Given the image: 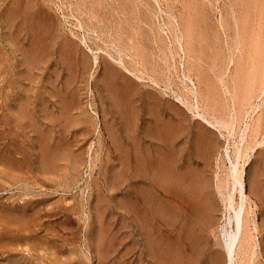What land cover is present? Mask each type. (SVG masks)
<instances>
[{"label": "bare ground", "instance_id": "bare-ground-1", "mask_svg": "<svg viewBox=\"0 0 264 264\" xmlns=\"http://www.w3.org/2000/svg\"><path fill=\"white\" fill-rule=\"evenodd\" d=\"M48 1L51 2L0 0V189L8 191L12 185L21 184L15 194H0V264L66 261L50 256L57 251L61 256L63 245L56 238L49 240L40 231L45 216L57 212L65 217L75 207L66 206L65 202L63 205V201L58 203L60 199L50 201L51 197L42 190L48 181L50 187H56L59 180L71 177L70 171L79 173L77 170L86 163L84 141L93 133L96 123L90 130L88 115L74 116L73 110H78L81 103L77 97L79 103L75 104L78 92L72 83L75 80L82 83L93 66H100L95 84L101 98L108 100L101 112L104 108L103 130L109 140L105 161L111 172L104 171L103 184L93 179L92 195L96 194L93 209L101 215L85 225V234L91 238L93 223L99 221V236L96 242L91 238L93 242L89 243L95 247L96 256L101 254L99 264H107L106 240L114 244L106 221V211L110 207L113 210V205L121 222L118 229L122 236L120 240L117 238L124 247L122 260L119 256L118 261L121 264H240V260L253 264L259 242L251 238L245 227V164L257 148L260 160H264V147L261 148L264 115L255 120L252 116L259 107L256 101L264 99V0H228L224 11H218L221 16L218 22L212 19L208 22L212 6L206 14L208 21L203 17L206 10L203 13L195 7L197 0H189L195 4L191 3L192 6L180 0L183 3L180 10L187 12L179 16H185L182 20L178 18V8L172 10L171 5L178 4L176 0L172 4L170 0H66L68 14L76 16V25L83 29L92 56L63 32L54 13V18L49 16L51 12L47 9L52 6L45 8ZM157 29L166 31L168 41L158 43L159 31L153 36L156 41L150 40ZM89 31L95 32L99 40L90 42ZM70 32L79 36L78 32ZM59 70L66 71L69 77L63 72L66 78L62 79ZM46 72H54L55 77L48 74L45 78ZM207 72L215 77L208 78ZM142 85L152 89L143 90ZM154 89L172 99L161 98ZM223 94L228 104L218 101L224 100ZM186 111L198 120L196 124L189 125ZM248 118L252 120L249 122ZM238 122L244 126L239 127L243 128L239 141L232 140L234 159L226 148L227 175L224 179L216 175L213 186L225 207V224L217 231L216 244L220 249L209 246L211 250H207L204 242L207 238L202 239V232L215 224L218 209L216 200L210 196V178L202 174L205 167L202 170L199 167L202 158L206 160V164L202 162L204 166L209 163L211 154H215L214 144L219 145L211 129L225 130L230 141ZM74 131L78 137H73ZM100 145L102 148L103 142ZM190 160L200 164L199 167ZM252 177V183L257 180V185L261 177L256 180H253L256 174ZM253 185L252 189L256 186ZM253 190L255 193L256 188ZM236 191L238 202L234 199ZM263 191L260 189L263 194H259L262 201ZM88 198L83 200L92 204ZM253 224L256 230V222ZM48 229H43L44 233ZM52 232L49 236H53ZM41 248L50 255L41 254ZM68 250L62 256L70 254Z\"/></svg>", "mask_w": 264, "mask_h": 264}, {"label": "rangeland", "instance_id": "rangeland-1", "mask_svg": "<svg viewBox=\"0 0 264 264\" xmlns=\"http://www.w3.org/2000/svg\"><path fill=\"white\" fill-rule=\"evenodd\" d=\"M51 2H47L46 3V5H48V7H45V8H49L50 7V5L52 6V7H54V9H52V7H51V9H47L46 11L47 12H49L50 13V15H49V13H48V15L49 16H52L53 15V13H54V16H55V18L52 16V18H54L55 19V21H56V23H58L62 28H63V32L64 33H66V34H68L69 36H71L78 44H80V46L82 47V49H84V50H86L91 56H92V53L90 52V50H89V48H87V42L85 41V39H84V33H83V29H80L77 25H76V23H77V19H76V16H70L68 13H70V8H67L66 6V0H54V2H56V4L54 5V3H53V1L52 0H50ZM75 1V0H74ZM178 1V2H177ZM183 1V0H182ZM199 1L201 2L200 4H203L202 5V7L200 6V4H199ZM204 1V2H203ZM230 1V0H229ZM229 1L228 0H197V2H195V0H193V2H195V4L198 6H196L194 3H192V1L190 2L189 0H185V3L187 4L188 2L190 3L189 5H191V3H192V5H195V7L196 8H201L202 9V12L204 13L205 11L204 10H206V12H205V15L206 14H208L209 13V11H210V9H212V7H213V9H214V11H210V13H211V16H210V14H209V20L210 19H212V20H215V21H220V13L218 12L219 10H223V8L225 7L224 5H227V3H229ZM63 2V3H62ZM170 2H171V4H172V2H173V0H170ZM174 2H176V3H178V4H176L175 5V3ZM173 3L174 4H172L171 6L173 7L172 8V10L173 11H176L175 9H177L178 8V10H180L181 8H182V6L181 5H183V3L182 2H180V0H176V1H174ZM184 2V1H183ZM51 3V4H50ZM103 3V2H102ZM181 3V4H180ZM184 3V4H185ZM185 4V5H186ZM210 4V6H208ZM45 5V6H46ZM54 5V6H53ZM184 5V6H185ZM191 5V6H192ZM216 5L218 6V8H216ZM222 5H223V7H222ZM183 6V7H184ZM186 6H188V4L186 5ZM208 6V7H207ZM212 6V7H211ZM215 6V7H214ZM221 6V8H219ZM176 7V8H175ZM190 7V6H189ZM207 9H209V10H207ZM56 8V9H55ZM64 8V9H63ZM66 9V10H65ZM184 9V8H183ZM55 10V11H54ZM62 10H65V11H62ZM177 10V14H178V18H180L179 16H181V14H184V13H187V12H185V11H183V10H180V11H178ZM185 10V9H184ZM62 11V12H61ZM183 11V12H182ZM186 11H188V10H186ZM224 11V10H223ZM179 12H181V13H179ZM77 14V13H76ZM85 14V13H84ZM83 14V15H84ZM180 14V15H179ZM67 15V16H66ZM69 15V16H68ZM78 16L79 15H81V17H82V14H77ZM186 15V14H185ZM203 16L204 18L206 17V20L208 21V16L206 15V16ZM183 16V15H182ZM80 17V16H79ZM85 17V16H84ZM83 17V18H84ZM183 17H185V16H183ZM183 17H181L180 18V20H182V18ZM211 17V18H210ZM240 18H242V17H240ZM161 18H157V20L159 21ZM264 19V18H263ZM179 20V21H180ZM212 20H210V21H208V22H211ZM158 21H156V22H158ZM157 26H158V24L156 25V26H154V27H156L157 28ZM146 27V26H145ZM61 28V29H62ZM155 28V29H156ZM70 30H72V31H75V32H78L79 33V36H73V35H71V32H70ZM157 31H159L158 29L156 30V32L155 33H151V36H150V40H154V41H156V38H154L156 35V33H157ZM166 31L164 30V31H159V33H158V38H160V42H158V40H157V42L158 43H162V42H165V41H168L167 39V37H166ZM89 33V38H88V40L90 41V42H92L93 40H99L95 35H96V33L95 32H93V31H89L88 32ZM160 34L162 35V36H160ZM98 35V34H97ZM154 36V37H153ZM212 43H213V41H212ZM156 46H157V44H155ZM159 47H160V45H158ZM219 49V48H218ZM93 52H95L94 50H93ZM167 53H169L168 51H166ZM165 52V53H166ZM158 53L160 54L161 53V51H158ZM163 53H161V55H162ZM222 55V54H221ZM230 66H232V63L230 64ZM229 66V67H230ZM100 67V66H99ZM99 67L96 69V68H94V66L91 68V70H89L88 71V73L86 74V76H84L83 78H82V80H81V82L82 83H80V81H78L80 84H77L76 82H77V80H75L74 81V83H72V85H75L79 90L77 91V88L75 87V86H73L74 88H75V90H76V92H78L77 94H79V95H77L76 94V100H75V102H77V103H75V104H77L78 105V99L80 100V103L82 104H79V107L77 108L78 110H73V113H74V116H78V117H80V116H87V118H88V121L90 122V124H88L89 125V128H90V130H91V127H92V125L94 124V123H96L94 126L95 127H93V129H94V131H93V133H91L90 132V135L88 134V140L87 141H84V142H86L85 144H84V150H83V156L85 157V160H86V163H84L77 171L79 172V173H74L73 171H70L69 172V175L72 177V175L74 176V177H72V178H77L78 179V182H77V180H76V182L75 181H73V180H71V177L68 179L67 177H66V179H68V181L66 180V179H62V180H64V181H62L61 182V180H59V183H56L57 184V186L55 187V185L54 186H52V187H50V181H48L47 183H45V187L46 188H44V190H42L43 192H45L46 194L45 195H48L49 197H51V198H49L50 199V201H55V200H58V199H60L59 201H57L58 203H61L62 201H63V205H64V202L65 203H67L66 204V206H70V205H72V207L74 206L75 207V211H73V212H70V213H68V214H66L65 215V217H64V215L62 214V213H57V212H55V213H53V215H50L49 217L48 216H45V218H44V224H42V226H41V231H40V234L41 235H48L47 237L49 238V240H51V241H54V238H56L55 239V241H59L63 246V248L61 247L60 248V255L61 256H59L58 255V253L57 252H59V251H57L55 254L54 253H52L51 255L47 252V253H45V250L43 249V248H41L40 250H41V254H43V255H50V256H56V259H58V257H59V259L58 260H62V261H65V259H66V261H65V263L64 262H62L63 264H66V262H67V264H99V259H100V257H101V254H100V256H96V254H97V252L95 251V247L93 248L92 246H91V244H89V243H91V242H93L94 240V242H96V239L98 238V236H99V228H100V224H99V221H98V223H97V221H95V223H93V227H92V240H93V238H94V240L92 241L91 240V238H89V237H87V234H85L86 233V229H85V225L87 224V223H89L90 221H92V220H94V219H96V217L95 216H97V218H99L100 216L99 215H101V212H100V214L98 213V212H95V210L93 209V206H94V204H95V202H94V197H96V194H93L92 195V190H93V184H94V181H93V179H95V180H97V183L99 184V182L100 183H102L103 184V182H102V180H104L103 179V177H105V172L104 171H106L108 168H107V165H108V163H106V161H105V157H107V154L106 153H108L109 154V148H107L106 149V147H109V144H108V136H107V134H105L106 133V131H104L105 130V125L103 124V122L105 121V119H104V111H103V109L105 108V106L106 105H108V103H107V101L108 100H103L102 98H101V93L99 92V90L97 89V87H96V79L98 78V77H96V76H98L99 75V71H100V69H99ZM53 69V68H52ZM229 70H230V68H229ZM227 71V73H230V71ZM60 71V72H59ZM58 72V75H61V78L62 79H64L63 77H65L66 78V76H65V74H67V77H69V74L68 73H66V71L64 72V70L63 71H61V70H59ZM205 71H207V70H205ZM225 71V70H224ZM65 73V74H61V73ZM68 72V71H67ZM47 73V74H46ZM46 73H43V75L45 76V78L48 76V74H50V72L48 73V72H46ZM208 73V78H210V79H212V77H215V75H213V73L212 72H207ZM227 73H226V75H227ZM54 74V72L52 73V74H50V75H52V77L54 76L55 77V74ZM98 74V75H97ZM212 76H211V75ZM63 75V76H62ZM53 77V78H54ZM131 78H133L132 76H131ZM227 78H228V76H227ZM85 79V80H84ZM83 80H84V82H83ZM137 81V80H136ZM138 82V81H137ZM93 83H94V85H93ZM138 83H140V82H138ZM94 86V87H93ZM145 85H142V89L143 90H145V88H147V89H152V87H149V86H145ZM199 86V85H198ZM95 87H96V89H95ZM96 90V91H95ZM98 90V91H97ZM159 91V92H158ZM98 93V95H97V93ZM154 92H158L157 94L161 97V98H170V99H172V96H168V97H165V96H162L161 95V92H160V90L158 89H154ZM219 94V93H218ZM224 95V94H223ZM226 95V94H225ZM225 95L223 96V98L225 97ZM227 95H229V94H227ZM100 96V97H99ZM263 96H264V94H263ZM77 97H79V98H77ZM99 97V98H98ZM100 98L102 99V103H103V105H102V103L100 102L101 100H100ZM264 98V97H263ZM160 101H162V102H164L165 100H160ZM166 101H168V100H166ZM171 102L173 101V100H170ZM169 101V102H170ZM218 101H220V103H221V101H222V103H225V102H227L226 104H228V102L229 101H227L225 98H224V100H218ZM224 101V102H223ZM259 103V107H257L256 108V110H255V112L252 114V116L254 117H252L253 118V120H255L258 116H261V114L262 115H264V112H262V111H264V99L263 100H257L256 101V103ZM84 104V105H83ZM101 107H104V108H102V112H101ZM230 107V109H232V108H234L233 106H229ZM232 107V108H231ZM84 109H85V111H84ZM86 110H87V113H86ZM84 112V113H83ZM94 112V113H93ZM91 115H90V114ZM96 113V114H95ZM76 114V115H75ZM78 114H81V115H78ZM83 114V115H82ZM86 114V115H85ZM93 114H95V115H93ZM99 116H98V115ZM186 115L188 116V118H187V122L189 123V125L190 126H192L194 123L196 124V122L198 121V120H196L195 118H193V116H192V114L189 112V111H186ZM78 117H76V118H78ZM103 118V119H102ZM252 118L251 119H249L248 118V120H249V122L252 120ZM89 119H91V120H89ZM93 119H94V121H93ZM96 119V120H95ZM246 120H244V122H245ZM88 122V123H89ZM91 122H93L92 124H91ZM102 122V123H101ZM192 124V125H191ZM238 124H239V126H236V131H235V134L233 135V137L232 138H230V141H228L227 140V134H226V132H225V130H223L222 129V131H219V130H217V129H211V130H213L212 132H213V135L215 136L214 137V141H215V143H217V144H219V145H217L216 147H215V144H214V147L213 148H215V149H213L212 150V153H215V154H211V157H210V161H209V163L206 165L208 168H206V166H204V163L206 164V160L204 159V158H202V162H204V163H202L201 161V166L199 167V165L197 164V162L196 161H194V160H190V162L191 163H193V165H198V167L199 168H201V170H202V168H204L205 170L204 171H202V174H206L205 176H207L206 178H208V176H209V178H210V187H209V191H210V196H211V198L213 199V200H216L215 201V205H216V210L218 211H216L217 212V214H216V219H215V224L212 226V227H210V228H208V231H206L207 229H205L204 231L206 232H202L203 234H202V239H204V237H206L207 238V240L206 239H204V242H207V243H205L206 245H208V246H206V249L207 250H211V249H209V246L211 247V248H215V249H220V247H219V245H217L216 243V241H218L219 239H218V233H217V231L219 230V228L222 226V224H225V217H224V212H225V207H224V201H223V199L222 198H220L219 196V194H218V192L216 191V188H214L215 187V185H216V183H215V181L217 182V176L216 175H219V178H222V179H224L225 177H226V175H227V168L226 167H228L229 166V161L227 160V155H226V151H225V149L227 148L228 149V153L229 154H231L230 156H232V159H234L233 157H234V146H233V141L234 140H236V143L239 141V137H238V135H240V133L242 132V130H243V128L242 129H240L239 130V127L241 128V127H243L244 125H242L243 124V122H238ZM241 124V125H240ZM104 126V127H103ZM103 128H104V130H103ZM238 129V130H237ZM96 130V131H95ZM238 131H240V132H238ZM224 133V134H223ZM91 134H93V135H91ZM100 136H99V135ZM104 134V135H103ZM79 135H78V132H76V131H74L73 132V137H78ZM90 136H91V140L89 139L90 138ZM99 139V140H98ZM233 140V141H232ZM103 142V146H104V148H103V146H102V148H101V142ZM107 141V142H106ZM231 142V143H230ZM92 143V144H91ZM231 144V145H230ZM106 146V147H105ZM219 147V148H218ZM262 147H264V144H263V146H261V148ZM101 150V151H100ZM105 150H107L108 152H105ZM258 150V154H256L255 153V151H257ZM97 151H99V152H97ZM260 148L258 149H255L254 151H252V153H251V155H250V160L245 164V176H246V178H245V180H246V186H245V193H246V195H247V201H246V207H245V215H244V218L246 219V221H245V227L247 226V229H248V231H250V233H251V238H253V239H256V241H258L259 242V244H258V246H256L255 247V250H256V254H255V260H254V262H253V264H264V200L262 201V199H261V194H263V193H261L263 190H264V186L263 187H261L262 185H264V182H263V180H264V166L263 165H261V164H264V160H260V158H261V156H258L259 154H260ZM97 153V154H96ZM102 153V154H101ZM225 153V154H224ZM99 157L98 158V160H97V158H96V155ZM92 155V156H91ZM102 155V156H101ZM214 155V156H213ZM255 155V156H254ZM262 155V154H261ZM224 156V157H223ZM257 156H258V158H257ZM102 159V160H100L99 161V159ZM254 158V159H253ZM257 158V159H256ZM88 159V160H87ZM252 159V160H251ZM93 160H95V161H93ZM204 160V161H203ZM212 160V161H211ZM223 160V161H222ZM242 159H239V161H240V163H242L243 162V160L241 161ZM254 160V161H253ZM257 160H259V161H257ZM102 161V162H101ZM255 161H256V163H255ZM263 161V162H262ZM90 162V163H89ZM91 162H93V163H91ZM219 162V163H218ZM223 162V163H222ZM252 162V163H251ZM262 162V163H261ZM103 163H105V165L103 164ZM223 165H222V164ZM249 163H250V165H249ZM260 165H259V164ZM91 165V166H90ZM94 165V166H93ZM103 165V166H102ZM256 165V166H255ZM258 165H259V167H258ZM252 166H255V168H257V169H253V167ZM90 167V168H89ZM103 167H105V168H103ZM246 167H247V169H246ZM249 167V168H248ZM91 168H92V171H91ZM93 168H95V169H93ZM210 168V169H209ZM253 169V171H251L252 169ZM81 169V170H80ZM101 171V172H100ZM218 171V172H217ZM205 172V173H204ZM217 172V173H216ZM252 172H254V173H252ZM263 174V176H261L262 174ZM94 173H95V175H94ZM108 173H111L110 172V169H108ZM211 175H210V174ZM225 173V174H224ZM251 173V174H250ZM76 174H78V175H76ZM90 174V175H89ZM97 174V175H96ZM252 174H256L257 175V177L255 178V179H253V180H256V179H259L260 177V179H259V183H260V181H261V183H260V185L258 184V182H257V185H256V181L254 182L253 181V183H255V185L257 186H255V188H256V191H255V193H254V190L253 189H255V188H251L252 186L251 185H253V183H252V178L255 176V175H253V177H252ZM92 175H94V177L92 176ZM107 175H109V174H107ZM221 175V176H220ZM249 175H251V176H249ZM260 175V176H259ZM77 176V177H76ZM80 176V178H78ZM89 177V178H88ZM92 177V178H91ZM97 177V178H96ZM252 177V178H251ZM82 178V179H81ZM88 178V179H87ZM81 179V180H80ZM100 180V181H99ZM250 180V181H249ZM30 181L31 180H29V183H30ZM67 182L68 184L66 185V184H64L63 182ZM70 181H73V182H75V183H77V184H71V183H73V182H70ZM80 181V182H79ZM32 183L31 184H33L34 182L33 181H31ZM44 182H46V181H44ZM43 182V183H44ZM65 182V183H66ZM252 183V184H250L249 185V183ZM28 183V184H29ZM54 183V182H53ZM70 183V184H69ZM85 183H87L86 184V187H85ZM93 183V184H92ZM7 184V183H6ZM31 184H29V186L31 185ZM62 184V185H61ZM64 184V185H63ZM89 184V185H88ZM90 184H92V185H90ZM8 185V184H7ZM6 185V186H7ZM19 185H21V184H15V185H10L11 186V190H8V191H5V190H2V189H0V194H3V195H9V193H10V195H11V193L12 194H15L16 192H18V188H16V187H18ZM47 185H48V187H47ZM70 185L72 186L71 188H70ZM9 186V185H8ZM7 186V187H8ZM27 186V185H26ZM214 186V187H213ZM61 187V188H60ZM64 187V188H63ZM89 187H91L90 188V190H89ZM250 187V191H249V188ZM253 187H254V185H253ZM2 188V187H1ZM4 188V187H3ZM14 188V189H13ZM35 190H37L38 191V188L36 187H33ZM51 188H53V189H51ZM57 189L58 188V190L57 191H55V193H52L53 192V190L54 189ZM60 188V189H59ZM212 188V189H211ZM48 189V190H47ZM253 191H252V190ZM259 189V190H258ZM260 189H261V192H260ZM50 191V192H49ZM94 191V190H93ZM213 191V192H212ZM215 191V192H214ZM49 192V193H48ZM89 192V193H88ZM212 192V193H211ZM251 192H253V193H251ZM264 192V191H263ZM53 195H52V194ZM95 193H96V191H95ZM214 193V194H213ZM89 194V195H88ZM239 193L236 191V192H234V199H235V201L236 202H238L239 200V195H238ZM257 194H258V196H257ZM261 196H260V195ZM63 195V196H62ZM64 195L67 197V200H65L66 198H64ZM214 195H216V196H214ZM72 196H74L73 198H72ZM83 198H82V197ZM86 196H89V200L92 202V204H90V202L89 201H86V199L85 200H83L84 198H86ZM92 196H93V198H92ZM259 196H260V198H259ZM70 199H69V198ZM80 197V198H79ZM45 198H47V197H45ZM216 198V199H215ZM263 198V197H262ZM64 199V200H63ZM92 199V200H91ZM222 200V201H221ZM67 201V202H66ZM72 201V202H71ZM77 201V202H76ZM78 201H80L81 203H78ZM94 202V203H93ZM83 203V205H81ZM85 203V204H84ZM86 203H87V205H86ZM69 204V205H68ZM113 204V203H112ZM84 206V207H83ZM115 205H113V210L111 209V207L110 208H108L109 210L108 211H106V221L108 222V235L109 236H111L112 237V241H114V244H111L112 242H110L109 243V241H107L106 240V245L104 246V247H106L105 248V252H104V257L106 258V260H107V264H121L120 262H121V260H122V257L120 256L121 254H123L122 252H123V250H124V247H123V245H122V242L120 243V241H118V239L117 238H119V240L121 239L120 237L122 236L121 235V231H120V229H118V228H120L119 226H120V223L121 222H119L120 221V219H119V213H118V211H117V209H116V207H114ZM73 207V208H74ZM92 207V208H91ZM90 208H91V210H90ZM116 209V210H115ZM81 211V212H80ZM110 211V212H109ZM93 213V214H92ZM96 213V214H95ZM108 213V214H107ZM56 214V215H55ZM57 214L59 215V216H57ZM74 214H76V215H74ZM113 214V215H112ZM114 214H116V216L114 215ZM62 215H63V217H62ZM69 215V216H68ZM78 215V216H77ZM110 215H112L111 217L112 218H110V219H112L111 221H110V219H109V221H108V216H110ZM46 218H47V221H46ZM65 218H66V220H65ZM70 218V220H67V219H69ZM73 218V219H72ZM80 219V220H78V219ZM94 218V219H93ZM218 218V219H217ZM100 219V218H99ZM74 220V221H73ZM97 220V219H96ZM70 221V222H69ZM254 221L256 222V230L254 229ZM119 222V223H118ZM217 222V223H216ZM263 223V224H262ZM47 226H46V225ZM48 224L50 225L49 226V229L52 227V230H53V232H52V230L50 231V233H49V229L47 228L48 227ZM43 225H45V227L43 226ZM52 225V226H51ZM112 225V226H111ZM48 229V230H46L47 231V233L45 232L44 233V231L45 230H43V229ZM98 229V231H96L97 229ZM111 229V230H110ZM119 230V231H117V234H116V230ZM115 230V231H114ZM110 231H112L111 233H112V235H111V233H110ZM51 232H52V234H53V236L52 235H50L49 236V234H51ZM205 234V235H204ZM107 235V236H108ZM119 236V237H118ZM87 237V238H86ZM110 237V238H111ZM89 238V239H88ZM109 238V237H108ZM211 238V239H210ZM53 239V240H52ZM105 239V238H104ZM116 239V240H115ZM91 240V241H90ZM118 242H119V244H118ZM109 243V244H108ZM202 243H203V240H202ZM211 243V244H210ZM66 245V246H65ZM89 245V246H88ZM108 245H110L109 247H108ZM202 245H204V243L202 244ZM87 246H88V249H86L87 248ZM205 246V245H204ZM65 247H67V248H65ZM92 249H91V248ZM109 248V249H108ZM69 249V250H68ZM107 249H108V251L110 252V254L108 253L107 254ZM67 250L68 251H70L69 253L71 254H66V256L65 255H63L62 256V253H66L67 252ZM73 250V252H71ZM63 251V252H62ZM83 253H82V252ZM85 251V252H84ZM86 252H87V254H86ZM209 252V251H208ZM208 252L206 251L205 252V255L207 256L208 255ZM84 253H85V255H84ZM95 253V254H94ZM101 253V252H100ZM72 256H74L73 257V260L75 261H73L72 260ZM121 257V259H120V257ZM205 256V257H206ZM66 257V258H65ZM110 257V258H109ZM119 259H120V262H118L119 261ZM97 260H98V262H97ZM77 261V262H76ZM110 261H112V263L110 262ZM69 262V263H68ZM61 263V264H62ZM197 263H199V262H197ZM206 263H208V262H206ZM240 264H244V262L243 261H241L240 260Z\"/></svg>", "mask_w": 264, "mask_h": 264}]
</instances>
